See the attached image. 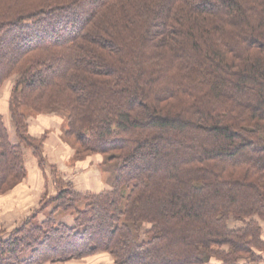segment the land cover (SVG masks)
Returning <instances> with one entry per match:
<instances>
[{"label": "trees", "instance_id": "16d2710c", "mask_svg": "<svg viewBox=\"0 0 264 264\" xmlns=\"http://www.w3.org/2000/svg\"><path fill=\"white\" fill-rule=\"evenodd\" d=\"M9 81L19 144L0 100V195L26 177L22 145L37 146L26 111L65 113L111 189L62 190L74 225L48 214L0 241V264L262 260L264 0H0V92Z\"/></svg>", "mask_w": 264, "mask_h": 264}, {"label": "rangeland", "instance_id": "374dc122", "mask_svg": "<svg viewBox=\"0 0 264 264\" xmlns=\"http://www.w3.org/2000/svg\"><path fill=\"white\" fill-rule=\"evenodd\" d=\"M12 85H13V81H9L3 87L2 91L0 92L2 111H3V115L5 119V124H7L8 128H11L10 126L11 118L8 112L7 105H8L9 92L11 90ZM26 113H27V123H28L27 134L34 141H36L35 145L37 146L28 147V146L22 145L24 163L27 168L26 177L17 186H15L14 188L10 190L5 191L3 195H0V197L5 196L7 194L8 195L6 196V198L11 197L12 195L11 193L14 190H16L18 186L21 185L27 179L30 173L29 171L30 168L32 167L35 168L36 166H37L36 168L39 169L43 175L45 173L50 174L49 175V185L51 187V188H47V192H50L51 196H48L46 194L41 198L40 208H38L35 211L36 213H39V209L40 211L43 209L47 210L49 207L50 209H54V212H55L57 207H61V204L69 205L73 197L63 196V198L60 199V196H59L61 194V191L64 189H70L73 192L76 191V188L79 190H83L82 192L76 191L80 193V197H82V199L87 198L94 194L95 195L101 194L105 192L106 190L111 189V185L109 183L110 170H109L108 165H106V163L104 162V157L101 155H90L86 157H79L78 152H77L79 149V146L76 144L74 140H70L65 137V132L67 129V120H66L65 113L55 112V113L38 114L32 111H26ZM30 126H32L31 129H33V133L35 136H33L32 132H30ZM49 127H52V129L49 131L47 130L43 131V129H46ZM57 131L58 133L61 132V138H62L61 141L63 142V147L61 148V146H59L60 148L58 149V151L56 150L57 147H55L56 149L55 148L49 149V151H51L52 153H47L48 154L47 155L44 150L45 145L48 141L47 139L50 137L51 134H54L55 132L57 133ZM35 133L38 135H36ZM56 143H60V141H57ZM16 144H19V142H17ZM53 144H54V140H53ZM65 148L67 150H65ZM70 151L71 153L73 152L72 153L73 157H70V153H69ZM59 153L64 154L61 160H58L57 155ZM33 159H35V161ZM56 166L58 167L56 168ZM60 177L65 180H61ZM57 182H64L65 184L59 188L57 187ZM71 182L75 183L76 188ZM85 191H88V192H85ZM55 193L57 194L55 195ZM83 205L84 203L77 205V210H82L84 208ZM74 212L76 213V211ZM3 214L4 213H2V215ZM48 214H49L48 212H45L44 217L45 215L47 217ZM59 218H62V217H59ZM28 221H26L21 227L15 229L13 233H11L6 239L0 238V241L2 242L9 241L13 238L14 239L20 238L21 236L26 237L27 235H29L28 232H30L29 231L30 229L41 224V219H37V218L36 220H31L29 222ZM238 224L239 223H235L233 221L229 223L230 227H236L238 226ZM69 227H72V226H69ZM262 228H263V239H264V222H262ZM78 246H79V242L71 243V248L78 247ZM68 250H70V246L68 247ZM58 263H62V262H55V264H58ZM263 263H264V253L262 254V260L259 262V264H263ZM63 264H115V262L111 256L107 254H99V256L92 258V259H89V258L70 259L66 262H63Z\"/></svg>", "mask_w": 264, "mask_h": 264}, {"label": "crops", "instance_id": "0c3cea01", "mask_svg": "<svg viewBox=\"0 0 264 264\" xmlns=\"http://www.w3.org/2000/svg\"><path fill=\"white\" fill-rule=\"evenodd\" d=\"M10 126H11V128H8L10 141L14 145H17L16 143L19 142V138H18L17 133H16V128H14V126H12V125H10ZM31 128H32V126H30V132H32V135L35 136L33 133V129H31ZM51 129H52V127H49V128L43 129V131L44 130L49 131ZM36 135H38V134H36ZM47 140H46L47 143H46L45 149H44L46 154L52 153L51 151H49V149L57 147V149L56 148L55 149L58 151V149L60 148L59 146H61V148L63 147V142L61 141L62 140L61 132L58 133V131H57V133L55 132L54 134H51ZM53 140H54V144H53ZM57 141H60V143H56ZM65 150H67V149L65 148ZM69 153H70V157H73V155H72L73 152L71 153V151H70ZM30 155H31V153H30ZM63 155L64 154L59 153L57 155L58 160H61ZM33 160L35 161V159H33ZM98 162H99V160H98ZM36 167L30 168V170H29L30 173L28 172L29 175H28L27 179L21 185H19L16 190H14L12 193L10 192L12 194L11 197L6 198V196L8 194L0 197V238L6 239L11 233H13V231L15 229L21 227L26 221L31 219V217L36 216L37 219H41V222L44 221L46 219V215L44 217L45 212L52 214L53 217L55 215L54 219L56 221V224H58V225L64 224V225H67L68 227L74 225V221L76 218V214L74 211L73 212L72 211L67 212L63 209H58L59 211L56 210L54 212V209H50V207H49L47 210L43 209L40 211V209H39V213L35 212L38 208H40L41 198L46 194L48 196H51V193L47 192V188H51L49 185V175L50 174L45 173L43 175L41 173V171L39 169H37ZM57 167L58 166H56V168ZM55 174H57V173H55ZM47 176H48V178H47ZM61 180H65V179L61 178ZM71 183L75 186V183H73V182H71ZM64 184H65L64 182H57V187L60 188ZM75 188H76V186H75ZM76 191L82 192L83 190H79L76 188ZM56 192H57V190H56ZM85 192H88V191H85ZM56 194L57 193H55V195ZM55 195H53V196H55ZM5 207H6V209H5ZM42 211H44V212H42ZM2 213H4V214L2 215ZM59 217H62V218H59ZM68 218H69V220H68ZM97 256H99V255H95L92 257H88V258L92 259V258H95ZM47 264H49V263H47ZM58 264H63V263H58Z\"/></svg>", "mask_w": 264, "mask_h": 264}]
</instances>
